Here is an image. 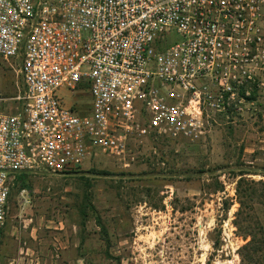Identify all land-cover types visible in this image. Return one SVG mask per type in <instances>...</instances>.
<instances>
[{
  "label": "built area",
  "instance_id": "obj_1",
  "mask_svg": "<svg viewBox=\"0 0 264 264\" xmlns=\"http://www.w3.org/2000/svg\"><path fill=\"white\" fill-rule=\"evenodd\" d=\"M263 28L264 0H0V57L19 60L22 84L0 92V236L16 172L125 161L145 139L202 138L204 113L240 109ZM79 92L87 111L65 103Z\"/></svg>",
  "mask_w": 264,
  "mask_h": 264
},
{
  "label": "rangeland",
  "instance_id": "obj_2",
  "mask_svg": "<svg viewBox=\"0 0 264 264\" xmlns=\"http://www.w3.org/2000/svg\"><path fill=\"white\" fill-rule=\"evenodd\" d=\"M258 35L247 65L252 79L243 82L256 99L236 97L240 109L204 113L202 138L145 139L125 161L99 157L70 173L29 172L26 186L12 178L6 218L18 229L34 228L31 264H242L245 239L232 223L238 203L231 168L264 165V28ZM18 66V59L0 57L6 97L21 90ZM87 98L79 92L65 103L87 111ZM215 178L222 191H212ZM257 214L264 220V206ZM0 264L25 263L10 256Z\"/></svg>",
  "mask_w": 264,
  "mask_h": 264
},
{
  "label": "trees",
  "instance_id": "obj_3",
  "mask_svg": "<svg viewBox=\"0 0 264 264\" xmlns=\"http://www.w3.org/2000/svg\"><path fill=\"white\" fill-rule=\"evenodd\" d=\"M253 95V94H252ZM255 100L256 95L246 97ZM204 172L205 170H201ZM201 171H199L201 173ZM235 172V200L238 203L232 220L236 230L245 239L239 247L238 254L242 264H264V220L257 214V208L264 206V179H255L249 175L260 174L264 176V165L253 168H241L235 165L231 168ZM28 171H19L14 175V182L19 186H26L29 177ZM105 173V172H99ZM212 188L213 192L222 191L223 184L215 178ZM229 208V203L224 202V210ZM84 216V212H82ZM98 224L101 225L99 218ZM104 235L105 229L101 225Z\"/></svg>",
  "mask_w": 264,
  "mask_h": 264
},
{
  "label": "crops",
  "instance_id": "obj_4",
  "mask_svg": "<svg viewBox=\"0 0 264 264\" xmlns=\"http://www.w3.org/2000/svg\"><path fill=\"white\" fill-rule=\"evenodd\" d=\"M62 93L66 95L65 91H62ZM80 98L82 97L77 96L74 99H76L77 101V99L80 100ZM85 101H90L89 94L88 98ZM78 103L84 105V103L82 102ZM77 106L80 107L79 104H77ZM30 220L31 219H29V222ZM33 230V227L31 228V231H28L24 228L18 229L15 223H12L9 219L6 218L5 215V220L0 236V260H6L10 256H17V262L19 261V263L31 264L34 257L33 253L37 249V236L34 235Z\"/></svg>",
  "mask_w": 264,
  "mask_h": 264
}]
</instances>
